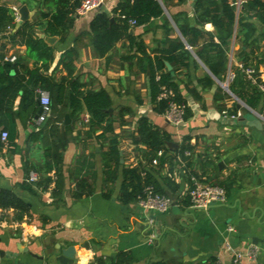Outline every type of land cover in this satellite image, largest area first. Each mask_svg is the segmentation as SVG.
<instances>
[{
    "label": "crops",
    "instance_id": "obj_1",
    "mask_svg": "<svg viewBox=\"0 0 264 264\" xmlns=\"http://www.w3.org/2000/svg\"><path fill=\"white\" fill-rule=\"evenodd\" d=\"M120 1L104 0L100 10L111 16L113 7ZM197 1L165 0L162 16L139 26L129 23L128 36L143 40L144 55L134 52L125 37L105 57H99L92 45L89 26L95 12L80 17L73 15L64 40L54 36V59L47 74L56 81L67 76V70L58 61L65 50L74 49L76 56L70 77L81 83L84 91L103 90L111 100L108 112L121 166L115 180L106 181L103 155L111 134L105 132L100 137L101 129L87 130L83 121L89 115L84 108L73 115L68 107L63 110L57 106L53 111L51 108L39 126L35 124L38 111L25 124L15 118L13 137L0 141V189L11 190L26 204V209L25 212L0 209V251L3 252L0 264H59L56 257L69 245L76 249L74 264H91L95 257L112 258L119 252L129 253L134 259L131 264L158 260L174 264H231L236 252L243 254L240 264H264V124L259 117L264 99L258 90L246 85L245 76L233 83V91L229 88L226 91L221 85L230 72L235 74L238 70L241 48L249 45L248 50L251 47L264 57V23L241 13V22L248 21L253 27L247 45L244 44L246 29L239 27L237 21L246 0H232L236 23L227 44L222 45L210 21L197 22ZM0 2L15 11L17 20L18 10L23 6L29 21L38 20L41 13L50 10L45 0ZM185 25L212 34L213 42L225 51L226 60L217 76L194 50L208 42V35L204 40L199 38L193 48L178 30V26ZM167 37L181 39L191 55L187 66L175 73L173 66L165 61L176 84L174 92L188 111V117L178 125L169 124L163 113L155 111L148 77L149 59L166 48ZM4 52L5 57L15 56L25 66L32 67L25 46L7 45ZM205 52L211 62L218 63L220 57L213 48L207 45ZM128 55L131 57L127 58ZM257 71L264 77V63ZM18 104L19 98L12 105L14 113ZM237 112L239 116L232 118ZM66 113L70 123L58 133L60 143L58 138L50 136L49 130L58 115L64 121ZM140 117H146L168 136L163 159L153 157L144 144L133 142ZM2 131H9V121L1 124ZM168 142L174 145L168 146ZM184 145L190 146L186 149L190 155L184 154L186 150L183 156L177 152ZM54 146L61 149L62 156V186L56 198L52 197L55 182L49 183L45 190L40 188L46 177L50 178L45 151ZM91 152L94 155L88 157ZM81 157L94 163V177L89 181L92 192L75 198L73 172ZM153 159L157 160L155 164ZM139 165L151 175L160 191L171 197L172 206L167 212L147 210L137 201L121 202V170ZM32 171L37 174L35 183L27 180ZM192 175L202 182L222 186L226 201L206 209L191 207L187 191ZM13 222H17L15 228ZM251 250L252 257L245 255Z\"/></svg>",
    "mask_w": 264,
    "mask_h": 264
},
{
    "label": "trees",
    "instance_id": "obj_2",
    "mask_svg": "<svg viewBox=\"0 0 264 264\" xmlns=\"http://www.w3.org/2000/svg\"><path fill=\"white\" fill-rule=\"evenodd\" d=\"M81 0H45L46 5L50 9L48 12L41 13L40 18L34 21H25L18 29H15L17 15L15 11L0 2V126L9 121V131L7 138L13 137L15 126L14 119L18 118L23 124L31 120L38 111L37 89L47 90L50 95L52 111L58 107L63 110L68 107L73 114L84 108L89 115L87 130L101 129L100 137L108 132L111 137L108 140L107 151L104 156V174L106 181L115 180L119 163V149L116 138L113 136L112 121L109 116L108 109L111 106V100L107 93L103 90L89 91L83 90V85L71 76L72 62L76 56L74 49L65 50L58 61V65L67 70V76L54 80L47 71L54 59V48L49 45L43 38L39 36L40 32L47 36H57L60 40H64L67 30L73 22L75 8L79 6ZM182 1V0H178ZM232 0H198L196 9L199 12L197 22L203 24L210 21L214 26L220 43L227 44L228 39L232 36L234 25L236 23L235 6ZM165 0H122L117 3L112 11L111 16L105 12L98 10L90 21L91 41L94 49L99 57H105L114 44L128 37L129 47L134 52L144 55L146 47L141 38L128 36L129 20L135 21V26L148 23L152 19H156L164 14ZM241 13L246 17H252L260 23H264V0H246L238 17V26L246 29L244 35V44L247 45L252 25L246 21L241 22ZM113 20V22L110 21ZM178 30L182 34L186 43L193 48L199 38L204 40L208 35L207 43H204L200 49H194L198 58L208 67L210 72L217 76L218 69L224 65L223 55L225 51L219 44L213 42L212 34L200 30L197 27L189 25L178 26ZM166 48L156 53L153 59H149V85L151 90V98L155 105V111L163 113L167 107L164 100H157L161 85H166L176 92V84L172 81V73L165 66V61L173 66V72H177L182 67L187 66L190 52L186 49L184 43L178 37L166 38ZM253 41L250 42L252 44ZM7 45H23L26 49V58L32 61V67L25 66L19 58L11 62L4 60L5 49ZM207 45L215 50L216 55L220 57L218 63H213L206 56ZM249 47V45H248ZM247 47V48H248ZM241 48L238 54L240 62L244 67H258L264 63V57H260L255 53L254 49L250 50ZM226 56V55H225ZM131 56H127L129 58ZM158 75L159 79H156ZM239 78L245 79L244 74L238 69L235 72L234 79L229 83L228 88L233 91V83ZM246 85L254 91L257 88L245 79ZM235 93V91H234ZM177 94V93H176ZM19 98L17 112L14 113L12 105ZM176 100L183 102L179 95ZM62 114V113H61ZM188 117L186 108L185 119ZM61 122V125H57ZM61 115L53 121L49 133L51 137H56L61 143L59 132L63 128H67ZM88 131V132H89ZM41 134V131H38ZM37 133V134H38ZM80 133V131L78 132ZM137 138L134 139L135 144H144L153 157L163 159L167 151L165 142L168 136L153 126L146 117H140L137 120L136 130ZM35 136V135H34ZM190 146L184 145L177 152L183 156V151L189 149ZM51 149V151H49ZM160 156H157L158 152ZM47 158L48 170L55 171V187L52 197L61 191L62 181L60 173V165L62 162L61 149L54 146L45 151ZM94 153L91 152L90 156ZM78 168H75L73 175L75 178V189L73 196L80 198L84 194L88 195L92 192V185L89 183L93 179L92 173L94 163L89 158H79L77 160ZM121 185L119 198L121 202L128 203L136 201L146 186H151L155 192L163 194L158 188L156 182L151 175L139 166L123 167L121 170ZM51 178L46 177L41 190H45L50 183ZM40 185V183H38ZM104 196H108L103 193ZM13 208L25 212L26 204L11 190L0 189V209ZM133 257L127 252H119L112 258L95 257L91 264H131ZM150 264H174L169 261L158 260Z\"/></svg>",
    "mask_w": 264,
    "mask_h": 264
},
{
    "label": "built area",
    "instance_id": "obj_3",
    "mask_svg": "<svg viewBox=\"0 0 264 264\" xmlns=\"http://www.w3.org/2000/svg\"><path fill=\"white\" fill-rule=\"evenodd\" d=\"M104 0H81L79 6L75 8V16H85L90 13L97 12L100 10ZM129 23L135 25V21L130 19ZM189 48V47H187ZM15 56L4 57V60L15 61ZM238 69L244 74L247 81H249L253 86L257 88L259 93L264 99V77L260 76L258 71L253 67H244L242 63L238 65ZM235 74L230 72L228 74L227 80L225 83H222L224 90L228 91L229 83L234 79ZM156 79H159L158 75ZM37 100L41 113L35 119V124L39 126L42 124L48 117L51 111V100L48 91L44 89H37ZM157 100H164L167 103V107L163 112L164 119L172 125H178L185 120L186 105L184 102L176 100V93L174 90L166 85L160 86V91L157 96ZM226 113V111H223ZM239 116V112L232 114L231 117ZM260 120L264 124V108L261 114H259ZM88 117L84 119L83 122H88ZM57 125H61V122H57ZM7 132L2 131L0 133V141L5 142L7 139ZM185 155H190L189 151H184ZM158 156L161 155L159 151ZM153 164L157 162L156 159L152 160ZM49 176L51 178L50 184L55 180V171L54 169L49 171ZM30 183H35L37 181V174L35 171L29 173L28 179ZM190 187L187 191V197L189 204L193 208L206 209L210 205L224 203L226 201V191L225 189L214 183H205L200 181L196 176H190ZM51 199V197H50ZM137 203L140 204L147 210L155 211L159 213L167 212L172 206V199L170 196L165 194H159L154 191L151 186H146L140 196L136 199ZM17 222H13L12 227L15 228ZM232 230V228H229ZM245 255L252 257L253 251H248ZM243 257L241 252H236L233 254L231 264H240V261Z\"/></svg>",
    "mask_w": 264,
    "mask_h": 264
},
{
    "label": "water",
    "instance_id": "obj_4",
    "mask_svg": "<svg viewBox=\"0 0 264 264\" xmlns=\"http://www.w3.org/2000/svg\"><path fill=\"white\" fill-rule=\"evenodd\" d=\"M18 15H19V18L16 22V25H15V29H18L21 24L25 21H28L29 19V15H28V11L26 9L25 6L21 7L19 10H18ZM110 21L112 22L113 20L110 19ZM39 36L41 38H43L49 45H52L54 44V42L56 41V37L54 36H47V35H44V34H39ZM166 66L168 69H170V65L169 63H166ZM228 89V87H226ZM110 111V109H109ZM41 113V109L39 108L37 114L35 115V118H37V116ZM259 122V121H258ZM70 123V117L69 115L66 113L64 115V124L67 125ZM260 124V122H259ZM260 128H261V124H260ZM168 146H171V145H174L172 142H168L167 143ZM176 146V145H175ZM21 246L20 243H18V247ZM75 252H76V249L73 245H69L67 246L66 248H64L60 255H58L56 258H57V261L59 262V264H74V255H75ZM3 252L0 251V255H2Z\"/></svg>",
    "mask_w": 264,
    "mask_h": 264
}]
</instances>
